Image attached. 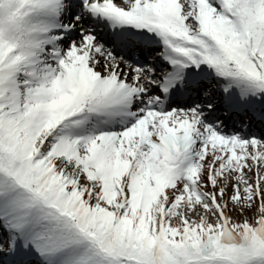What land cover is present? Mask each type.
Segmentation results:
<instances>
[{
	"label": "snow or ice",
	"instance_id": "snow-or-ice-1",
	"mask_svg": "<svg viewBox=\"0 0 264 264\" xmlns=\"http://www.w3.org/2000/svg\"><path fill=\"white\" fill-rule=\"evenodd\" d=\"M0 264H264V0H0Z\"/></svg>",
	"mask_w": 264,
	"mask_h": 264
}]
</instances>
